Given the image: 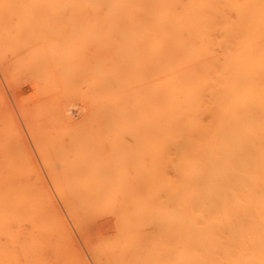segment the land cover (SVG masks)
<instances>
[{
  "label": "bare ground",
  "instance_id": "bare-ground-1",
  "mask_svg": "<svg viewBox=\"0 0 264 264\" xmlns=\"http://www.w3.org/2000/svg\"><path fill=\"white\" fill-rule=\"evenodd\" d=\"M81 5L88 9V19L97 30L99 43L96 42L100 44L99 51L96 47V52L99 53L96 60L98 75L93 78L95 83H88L90 90L92 84H96L92 89V92L94 89L96 92L95 101L94 96L91 97L93 100L90 99L96 104V118L93 116L96 125L93 126H96L97 131L93 130L97 134L93 135L96 137L94 141L98 144V150L100 149L99 154L100 151L107 153L110 150L108 155L112 153L110 157L115 160L111 161L109 157L110 163L113 162L109 168V164L105 165L109 163L105 161L108 159L107 154L104 153L105 157L102 154L106 158L103 161V157H97L100 160L96 158L98 166L93 165L95 157L88 156L91 161L86 159L95 167L90 169L89 161L85 165L88 170L95 172L89 170L90 174L87 171L83 174L82 170L83 175L77 179L78 182L75 177H71L74 174H71L68 177L72 178V181L68 178L67 182L61 183L63 177L67 176L65 170L62 174L65 167L60 169L63 177L59 173L60 170V176L57 171V174H49H52L50 178L58 176L57 178L62 180L60 185H72L74 180L75 188L83 184L86 186L88 180L91 181L88 182L91 187L92 182L102 183L100 187L94 185L99 187V191H103L104 195L103 198L101 193H97V198L108 201H104L102 208L97 207L99 204L101 206L103 199L101 202L96 198L94 187H90L93 191L88 192L89 196L86 193V197H83L84 191L79 189L82 192L79 197L86 198L85 202L77 199L78 191L74 189L77 192L76 200L89 203L87 205L81 202L68 204L63 194L67 190L61 189V196L66 200L65 205L68 204L65 209L75 224L80 223L76 224H79V230H83L82 215L85 221H90L87 220L90 219L87 215L89 208L92 210L91 214L89 212L92 216L99 208L111 213H101L99 209L102 217L101 214L97 216L100 219L109 214L114 217L116 214L115 223L112 221L115 224L113 227L116 228L113 234L116 236L113 235L114 239L109 237L112 239L109 241L107 237L110 234L104 233L105 239L110 243L114 242L101 245V241L97 243L99 245H95L97 247H93L96 251L90 246L93 254L96 255L97 252L94 258L101 260V264H264V0H89ZM88 127L91 129V126ZM78 128L76 127L75 131L79 133ZM82 129L80 132L85 133L87 128L85 127L84 131ZM79 135H75V139H81ZM84 135L88 136V133ZM125 137L133 139L132 145L129 142L126 144ZM100 141L103 142L101 145L103 144L104 149ZM107 142L112 144L111 147ZM127 145L132 146L131 149L135 150L132 149V153L139 156L140 162H137V159L129 161L132 155L129 153L127 156L130 151H127ZM69 146L74 148L71 144ZM112 148L115 150H111ZM116 149L120 153L116 152ZM82 150L84 151L83 148ZM121 152L126 158L130 157L126 164L135 168V171L133 168L129 171L134 172V175L138 173L133 178L129 172L131 179L127 181L126 168L129 166L123 162L125 157ZM113 153H118L117 157ZM84 159L83 163H86ZM99 161L103 167L99 166ZM117 161L119 164H115ZM76 162L73 164L76 165ZM81 166L86 169L84 164ZM167 167L172 169L168 168L172 175L167 174ZM12 174L21 179V176L14 175L13 172ZM84 178L87 179L86 182ZM11 179L1 178L0 187H5L6 182L8 189L14 184L22 186L23 189L28 185L23 186L27 182L24 183L25 180L22 184L21 180L13 183ZM59 180L53 182L56 189L57 186L62 187L57 185ZM118 182L124 188L120 187L121 185L118 187ZM113 183L114 189L118 191L112 190L111 193ZM109 184L111 196L107 189L104 191ZM22 188L23 193L25 191ZM16 190L17 193L19 188ZM1 192L0 237L5 241L2 244H7H0V264H19L21 259L25 261L24 264H36L39 257L33 259L32 251L35 257V247L37 246L38 250L39 245L43 248L44 246L39 244L41 240H38L39 245H35V238L47 236L46 239L51 240L56 236L51 234L55 226L51 228V225H48L47 219L50 220V217L44 213L42 207L40 212L45 216L36 217L39 204L34 203L35 200L20 197L21 194L19 198L7 197L6 194L2 196ZM115 194L118 197L122 195V203L120 198L119 202L116 201ZM1 197H6L7 200L10 197L13 203L9 199L10 206L7 207L6 203H1ZM95 198L100 202L94 200L96 203H91ZM68 199L70 203L72 198ZM110 199L116 202L113 207L110 204L114 202ZM27 200L38 206L34 207L33 203L30 206L27 205L29 203L25 204ZM19 202L24 205H19ZM90 204L94 205V208ZM31 218V222L36 220V224L32 223V232L23 235L24 241L19 243L20 236L16 238L14 234L22 233L9 232V226L6 224L10 225L15 220L28 221ZM97 223L99 222H94L93 225ZM93 225H90L94 228L93 231L99 227ZM144 226H147L146 229L151 226V230H145ZM104 229L102 228V232ZM56 231L60 230L56 228ZM99 231L92 233L90 229L87 235L91 237L90 233L95 235L94 233L99 234ZM145 231L149 233L146 234ZM108 232L107 229L106 233ZM81 234L86 237L85 232ZM15 239L19 241V245ZM89 241L86 243H90ZM49 244L53 247L54 243L51 240ZM47 245L45 244V248ZM39 256L41 257V254ZM31 257L37 261L32 262ZM22 262L21 260L20 263Z\"/></svg>",
  "mask_w": 264,
  "mask_h": 264
},
{
  "label": "rangeland",
  "instance_id": "rangeland-1",
  "mask_svg": "<svg viewBox=\"0 0 264 264\" xmlns=\"http://www.w3.org/2000/svg\"><path fill=\"white\" fill-rule=\"evenodd\" d=\"M86 1H89V0H0V179L1 178L3 179V177H5V179H6L8 177L9 179L12 178L11 180H13L12 181L13 183H15V181H20V180H21L20 182H22L23 180H25L24 183L26 181L28 182V183L26 182L23 185L25 187V185L28 184L24 189L22 188V186H20L22 188V190L25 191L23 193H22L20 187L15 186L17 184H14L13 187L10 185V189H8L6 187L7 182H6L5 187L4 186L2 187V185H1L0 189L2 188L1 189L2 192H1V190H0V192H1L2 196H3V194H4V196L6 194L7 197L8 196H13V197L17 196L18 197L21 194L20 197L24 196V197H27L29 199L31 198L32 199L31 201L35 200L34 203L39 204V207L37 208L38 211H37L36 217L37 216H39V218L44 217L46 214L47 216L50 217V220L52 222V224H51L50 220H48L49 218L47 219V217H46L48 225H51V228L53 226H55L52 228L53 231H56V228H58V231L60 230L59 232L56 231V233L55 232L53 233V231L51 232L52 235L56 234V236L54 238L50 235L52 237V239H51L52 243H54L53 247L51 246L52 244H49V242H51V240L48 241L46 239L47 236L35 238V241H36L35 245L41 244L44 246V248H43V247H40V245H39V247H38L39 251L37 250V246L35 247L36 253L39 252L37 254L38 256H36V253H35V257H34L33 256L34 251H32L33 255L32 254L31 255H32L33 259H35V258L37 259L38 257L44 258V260L41 259V260H43V262L39 258H38V262H36L37 260H33L31 257V259L33 260L32 262H36V264L40 263L39 261H41L40 264H87V262H88V264H92V263L98 264L101 260L99 261L96 258H94V257H96L97 252H96V255L93 254L91 252L92 251L91 247L93 250H95L94 248L97 247L95 245H99L97 243H99L101 241H102L101 242L102 244L100 243L101 245H103V244L107 245L108 243H110L109 241L114 239L113 235H115V234H113V232L116 231V228L113 227L115 225L114 224L115 223L114 220H115V216H116L115 212L113 213V214H115V216L113 217V215L112 216L110 215L111 213L109 211H104V210L99 208L101 213H103V211H104V213L105 212L110 213L109 215H107L108 217L111 216L109 218L107 216H104L103 218L105 220L103 218H101L104 220V221L103 220L101 221L100 217H98L101 214L99 209H97L98 211L95 210L92 213V214H94L92 216V215H90L91 214L90 211H92V210L89 208L87 215H89L88 217H90V219L88 217H86V218H88L87 220L92 221V223H90V221H88V222L85 221L86 219L84 218V216L83 215L81 216V214H80V216L82 217V221H84V222H82V223H84V224H82L84 231L82 230V228H80V230L82 231V232H80V230L78 228L80 223L76 222V224L79 223L78 225H76L75 222L73 221V219H71V217L69 216L70 214L65 209L66 205L71 204V203L77 204V203L81 202L82 204H85V205L89 204V203L86 204V203L82 202V200L84 201L86 198L82 199L81 198L82 196L79 197L80 196L79 194L82 193L81 191H79V189L84 191L83 197H86L88 192L90 193L93 191V190L91 191V189H92V187H94V185H97L100 187V186H102V183L100 181H99L100 183H97V181H96V183L92 182L93 186L91 187L90 186L91 181L88 180V182H90V183H88V182H86L87 179L84 178L85 182L87 183L86 186L88 185L87 187L89 189H87L86 186H84L85 184L81 185V186L85 187L84 189H82L83 187L80 188L81 186L80 187L78 186V188L77 187L75 188L73 186L76 182H78L77 179L79 177H82V175L85 173V171L89 172V170L92 169L90 167H93V168L95 167V166H93L96 164L95 160H97V159L100 160V158L103 157L102 154H104V153L108 155V152H110L109 146L111 147V145H112V144H109L110 142H107L109 144V146L107 145L108 146L107 148L109 151H107V153L105 151L104 152L100 151V154H99L98 151L100 149L98 150V146H97L98 144H96V142H95L96 137L93 136V135L97 134L94 131L97 128H96V126H93V125H96V124H94L96 121V119H95L96 114H94L95 109H96L94 107L96 104L95 105L93 104V101H95L96 96H94V92H95L94 90L95 89L93 90V92H92V89L96 87V84H94L96 80H94V79L98 75L97 74V67H96V64H97L96 60L98 57L97 54H99L98 52H96L97 51L96 47L98 48V46H100V44H98L99 41L97 40V37H96V31L97 30H95L94 24L91 23L88 19V16H87L88 13L86 12L88 9L85 6L81 5L82 2H86ZM77 4H78V6H77ZM96 41H98V43ZM98 51H99V48H98ZM91 81L94 82L93 83L94 85L92 84V88L90 90L91 86L89 84L92 83ZM88 96H89V98H88ZM91 97H93L94 100ZM90 99H92L93 101H91ZM90 103H92L93 108H91L92 105ZM93 109H94V111H93ZM87 110H90V111H87ZM91 115H92V117H91ZM93 116L95 118H93ZM55 121H57V122H55ZM84 121H86V123ZM50 122L52 125H50ZM60 122H62V123H60ZM89 122L90 123L92 122L91 123L92 125L88 124ZM67 124H68V126H67ZM84 124H86V125L88 124V125L84 126ZM74 125H75V128H74ZM88 126H91V129ZM76 127H79L78 130L80 129V127L84 128V129L86 127L88 130L85 129V131H84V129L81 128L82 131H84L85 133L80 132L81 129L79 130V133H78V131H75ZM93 127H95V128H93ZM86 130L88 131L87 132L88 136L84 135V134L87 135ZM42 132L46 135H44ZM76 132H77V134H74ZM40 133H42V134L40 135ZM75 135H79V137L81 139L85 136L86 139L83 138L81 140L78 137H76V139H75V137H74ZM82 135H84V136L82 137ZM128 136H130V135H128ZM130 137L129 138L125 137V140H126V144H128L127 142H129L132 145L133 139ZM73 138L76 141H74ZM92 138H94V139H92ZM91 140H93L92 141L93 145L91 144ZM57 141H58V143H57ZM73 142H75L78 146ZM101 142L102 141H100V145H101ZM68 143H69V145L70 144L72 145L71 147L74 146V148H69L70 146L68 145ZM83 143H85V144H83ZM97 143H99V141ZM41 144H42V146H41ZM100 145H99V147H100ZM113 145H115V144H113ZM101 147L102 148L104 147L103 144L101 145ZM116 147L117 146H115V148ZM131 147L129 145H127V147H126V149L129 148V149H127V151H129V150L131 151V152L130 151L128 152V155L126 154L127 151L125 152V155H127V156H129V153H130V155H132L131 159H129L130 157L126 158L124 153L121 152L124 155V157L126 158L125 159L122 156L124 158L123 162H125V164H126L127 159H129V161L137 159L138 160L137 162H140L139 156H134L135 154H133V153L135 150L132 148L134 150V151H132ZM134 147H135V145H134ZM82 148L84 149V151L82 150ZM86 148H88V150L90 152ZM102 148H101V150L104 149V148L103 149ZM115 148H112L111 150H113V149L115 150ZM53 150H55V151H53ZM116 150H117L116 152H118V149H116ZM85 151L87 154L84 153ZM121 151H122V148H121ZM97 152H98L99 156H97L98 155ZM91 153H92V155H91ZM118 153H120V152H118ZM118 153H113V154L116 156ZM105 154H104V157H105ZM110 155H112V153L109 154L107 156L108 159L105 160L106 163L107 162H109V163L105 164L103 162V164H105V165L109 164V166H110L113 163V162L110 163V160L111 161L115 160V158L111 159ZM88 156L89 157L92 156L90 158L95 157V159H93V162H94L93 165L90 162L91 159ZM78 157L81 158V160H80L81 162L79 161L80 158H78ZM84 157H85V159H84ZM97 157H100V158H97ZM104 157L101 158L102 159L101 161H103V159H106ZM109 157H110V160H109ZM75 158L78 161L74 160ZM86 158H89L90 161L87 160ZM119 158H121V157H119ZM83 159L86 160L85 161L86 163H83L84 162ZM116 160H117V158H116ZM122 160L120 159V161H122ZM69 161H71L73 163H74V161L75 162L77 161L76 165H74L75 163L74 164L71 163V164H73L74 168L70 164ZM87 161H89V163H90V166H89L90 169L89 170L86 166ZM101 161H99L98 163H99L100 167H103L102 165H100L102 163ZM81 163H83L84 166L86 167L85 170H84V168H81L82 167L81 165H83ZM117 163L119 164V161H117L115 164H117ZM127 163L130 164L132 162H127ZM66 164H67V166H63V167L61 166V165H66ZM70 165H71V168H70ZM122 165H124V164L122 163ZM122 165H120V166L125 169L126 166L124 167ZM126 165L130 167V165H128V164H126ZM111 166L109 168H111ZM129 167L126 168L127 169L126 171L128 173V175L127 174L126 175L128 176V178L126 176L125 181H127V179L130 180L131 178H129V177L131 175L134 178L138 174V173H136L134 175V172L129 171V169L132 170L133 167H130V168ZM66 168H68V169H66ZM168 168L169 167H167V174L169 173ZM171 168H169V170H172ZM60 169H63L62 174H64V170H65V173L67 174V176L62 175L61 174L62 170H60ZM69 169H72L73 171L69 170ZM134 169L135 168H133V170ZM137 169L138 168H136V170ZM58 170H60V172ZM75 170H76V172H75ZM82 170H83V174L81 173ZM6 171H8L10 174H8V172H7V174H5ZM16 171H18L19 174H17ZM56 171H57V173L59 172L62 175L61 177L64 176L63 181L59 180L60 178H57L58 176H56V177L54 176L55 178H50L52 176V174H49V173L57 174ZM90 171L95 172L94 170H90ZM110 171H111V169L108 170V172H110ZM126 171H124V173H126ZM12 172L15 173L14 175L17 174V175H19V177L21 176V179L16 177V176L14 177ZM91 172H89V174ZM129 172H131L130 176H129ZM21 173H23L22 175H25V177L27 176V178L29 180H32V182L34 184H32L31 181L29 182V180H26L27 178L20 175ZM59 173H58V175H59ZM124 173H123V175H124ZM71 174H74V176H71ZM77 174H78V177H77ZM169 174H171V172ZM68 176H71L73 178L75 177L74 179H76V182L73 180V184L71 183L72 185H70L69 182H68L69 183L68 185H67V183H65V185L64 184L60 185L59 183L61 181H62L61 183L67 182L66 179H68V178L72 181V178H70ZM22 177H23V179H22ZM40 177H42V178H40ZM115 177L116 176H114V178ZM56 179L59 180L57 182V185L59 184L60 186H62V187L57 186V189H58V191H60V193L57 191L56 187L53 185V182H56ZM81 179H83V178H81ZM81 179H79V180L81 181L80 183L82 184ZM111 179H113V178H111ZM20 182L19 183L17 182V183L20 184ZM115 182L117 183V181H115ZM30 183L35 187L31 186ZM22 184H23V182H22ZM126 184L124 183V185H126ZM69 185L71 186V188ZM77 185H80V184H77ZM117 185H118V187H119V185H121L120 187L123 186L119 182ZM127 185H130V184H127ZM75 186H76V184H75ZM103 186H104V184H103ZM108 186H110V184L106 185L107 188L102 187V188H105L104 189L105 192H106V189L108 192L110 191L109 188L111 186L109 188H108ZM113 186H114V183H113L112 189L110 191L111 193H113L112 190H114L115 192L117 190V189L115 190ZM90 187H91V189H90ZM99 187H94L95 189L93 188L94 193L96 195V198L98 197L97 193L102 194V192H103V191L102 192L99 191V189H100ZM115 187H117V186L115 185ZM16 188L17 189L19 188V191L17 193H16V191H17ZM44 188H45V190H44ZM62 188H64V191L65 190H67V191L64 193L61 192ZM122 188H124V187H122ZM25 189H27V190H25ZM74 189H75V191H78V195H77V192L74 191ZM85 190H87V192H85ZM88 190H90V191H88ZM73 191L75 192V194ZM7 192L9 195L7 194ZM119 192H120V190H119ZM61 193L65 194L64 197H65V199L67 198V201L61 196L62 195ZM111 193L109 194L110 196L112 195ZM69 194H70V196H69ZM85 194H86V196H85ZM117 194H115V196H117ZM28 195H29V197H28ZM76 195H77V199L80 198L82 200L81 201L76 200ZM109 195H107V196L110 197ZM88 196H89V194H88ZM102 196L104 198L103 194H102ZM120 196L122 198V195H120ZM120 196L119 197L117 196L118 199L116 197V201L118 200V202H119L121 200L120 203H122V199L120 198ZM161 196H162V194H161ZM69 197L72 198V199H70V203H69V199H68ZM90 197H92V195ZM113 197H114V195H113ZM5 198L1 197V203L3 201V203H6L7 207H9L10 205H9L8 200L9 199L11 200V198L9 197L8 200ZM96 198L93 199V201H91V203L95 202L94 200H96V202H100L103 199L102 197H100L102 199L97 198L98 200H100V201H97ZM119 198H120V200H119ZM74 199L77 202H75ZM87 199H90V198H87ZM20 200H22V202L24 201V199H20ZM28 200L25 204L29 203V204H27L29 206H30V204L31 205L34 204L33 202H32L33 203L32 204L31 201L28 202ZM64 200L68 204L65 205ZM110 200H112V199H110ZM18 201H19V199H17V202ZM25 201H26V198H25ZM104 201H106V199L105 200L103 199V202L101 201L102 202L101 206H100V204L98 206L97 205H95V206L102 208L103 204H105ZM114 201L112 200V203ZM162 201H163V198H162ZM22 202H19V205L23 204ZM54 202H55V204H52ZM87 202H89V200ZM106 202H108V201H106ZM12 203H13V201H12ZM110 203H111V201H110ZM115 203L116 202H114L113 204H110V205L112 206ZM36 204H34V207L38 206V205L35 206ZM57 204H58V206H57ZM90 206H92V204H90ZM106 206H107L106 208L108 210V203H106ZM41 207L45 210V212H44L45 214L40 212V210H42ZM92 207L94 208V205ZM113 211H115V210H113ZM89 212H90V214H89ZM101 217H102V214H101ZM32 218H35V217H32ZM32 218L28 221L27 220L26 221L21 220V221L17 222L15 220L13 222L11 221L12 223L10 225L6 224L9 226L8 228L6 227L9 232L14 231V233H16V232H19L20 234L22 233L21 235H19V234L15 235L13 233L14 236H16V238L20 236L21 242H19L20 240L18 238L19 243H22V240L24 241V238H25L24 236H26V234L28 235V233L32 232V230H31L32 225L34 223L36 224L35 219H33V220H35L34 223L31 222ZM91 218H92V220H91ZM97 218H99V219L97 220ZM63 219H66L67 221L63 220ZM107 219L108 220L110 219V221H109L110 223L108 222ZM97 221L99 222V223H97L98 225L97 224L93 225V223L94 222L96 223ZM27 222H28V224H27ZM86 222H87V224H85ZM88 223H90V225H93V227L99 226L97 229L95 228L96 231L100 230V228H101L100 226H102L103 229H104V227L108 226L107 229L110 233L109 232L106 233L107 232L106 228L104 229L105 232H104V230L102 232V228H101V231H99V234L97 232L94 233L95 235L90 233V235H91V237H90L87 234L90 232V229L92 232L94 228L92 229V226H90ZM101 223H102V225H100ZM104 223H106V224H104ZM144 227H145V230H151V226H150V229L149 228L146 229L147 226H144ZM49 228H50V226H49ZM110 228H113V229H110ZM10 229H11V231H10ZM85 230H87V231H85ZM143 231H144V229H142V232ZM83 232H85L86 237L84 236V234H81ZM100 232L102 234H104V233L107 235L110 234L107 237V239L109 241L107 239H105L106 238L105 234L102 235ZM147 232L145 231L144 233L148 234L149 232L148 233ZM98 235H100V236H98ZM2 236L6 237L5 235H2ZM93 236H94V238H93ZM109 237L110 238L113 237V238L110 239ZM1 238L2 237H0V239ZM98 239H101V240L99 241ZM38 240H41V241H39L40 243L38 242ZM95 240H97V241H95ZM3 241H4V239L1 240V243H0L1 245L7 244V243L2 244ZM86 241L90 242V243L87 242L89 244L88 245L89 249L86 246L87 245ZM6 242H7V240H6ZM16 242H17V240H16ZM18 242H17V244H18ZM113 242L114 241H112L111 243H113ZM17 244H16V246L19 245V244L18 245ZM45 244H48L47 248H45L46 247ZM16 246H15V248L19 249V247H16ZM56 247H58V248H56ZM54 248H56V249H54ZM43 251H44V254H43ZM15 252L17 254V251H15ZM40 254H41V257L39 256ZM21 258L22 257H20V259ZM99 258L102 259L101 257H99ZM95 259H96V261H99V262H96ZM21 260L23 261L22 263L24 264L25 261L23 259H21ZM21 260L18 261L19 264H22V263H20ZM50 261H51V263H49ZM101 263L102 262H100V264ZM33 264H35V263H33Z\"/></svg>",
  "mask_w": 264,
  "mask_h": 264
}]
</instances>
